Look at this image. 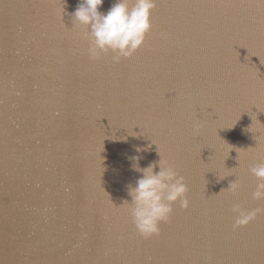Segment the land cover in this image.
I'll list each match as a JSON object with an SVG mask.
<instances>
[{
    "label": "water",
    "instance_id": "95a60500",
    "mask_svg": "<svg viewBox=\"0 0 264 264\" xmlns=\"http://www.w3.org/2000/svg\"><path fill=\"white\" fill-rule=\"evenodd\" d=\"M77 4L0 0V264H264V214L232 212L264 208V0H156L119 63L89 58ZM158 153L189 206L144 239L128 158Z\"/></svg>",
    "mask_w": 264,
    "mask_h": 264
},
{
    "label": "clouds",
    "instance_id": "9594fccd",
    "mask_svg": "<svg viewBox=\"0 0 264 264\" xmlns=\"http://www.w3.org/2000/svg\"><path fill=\"white\" fill-rule=\"evenodd\" d=\"M103 3L104 0H78L70 14L72 24L84 29L90 59L97 60L111 54L112 62L119 63L122 59L131 58L144 45L151 31V15L156 0H115L106 12L100 10ZM159 156L158 162L145 168L139 166V156L128 158L132 162V170L142 175L134 185L127 186L131 202H125L136 232L144 239L159 235L160 225L171 219L173 205L178 203L182 209L189 206L184 177L173 164ZM157 166L159 171H155ZM249 171L259 181L252 199L264 200V161L251 166ZM239 189L240 184L236 181L227 188L232 196H236ZM232 212L235 214L233 228L237 229L264 214V208L247 210L240 204H234Z\"/></svg>",
    "mask_w": 264,
    "mask_h": 264
}]
</instances>
